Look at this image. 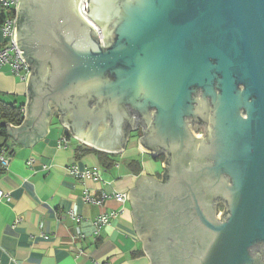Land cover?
<instances>
[{"label": "water", "instance_id": "obj_1", "mask_svg": "<svg viewBox=\"0 0 264 264\" xmlns=\"http://www.w3.org/2000/svg\"><path fill=\"white\" fill-rule=\"evenodd\" d=\"M78 2L19 0L28 99L21 124L0 125L31 146L56 110L120 152L140 124L138 146L165 155L161 179L142 170L125 198L150 264L142 225L158 264H264V0Z\"/></svg>", "mask_w": 264, "mask_h": 264}, {"label": "crops", "instance_id": "obj_2", "mask_svg": "<svg viewBox=\"0 0 264 264\" xmlns=\"http://www.w3.org/2000/svg\"><path fill=\"white\" fill-rule=\"evenodd\" d=\"M27 83L8 66L0 69V101L21 106L24 117ZM58 117L54 110L48 132L31 146L7 133L0 136V149L9 157L6 168L0 166V190L8 194L0 199V264H150L133 229L129 201H117L113 194L134 188L142 170L160 180L165 156L138 146L140 124L128 131L120 152L99 149L72 134L63 145L66 131ZM78 146L111 154L114 163L105 169L92 152L76 158ZM72 166L98 169L99 177H76ZM103 215L107 222L96 225Z\"/></svg>", "mask_w": 264, "mask_h": 264}, {"label": "built area", "instance_id": "obj_3", "mask_svg": "<svg viewBox=\"0 0 264 264\" xmlns=\"http://www.w3.org/2000/svg\"><path fill=\"white\" fill-rule=\"evenodd\" d=\"M84 0H79L78 9L81 15H84L85 12L82 10V2ZM19 0H0V33L2 37V43L0 44V69L4 66H8L10 72L17 76L19 79L28 82L29 74L31 68L24 62V57H21L20 50L17 46L16 39V15L18 9ZM63 125V124H62ZM66 132L71 134L69 129L63 125ZM67 138H62L63 145H67ZM9 161V157L6 155L3 148L0 149V166L2 168H6ZM31 159L28 163H31ZM71 172L74 176L80 177L82 179L94 178L97 179L99 177V170H90L84 169L79 170L78 167L72 166ZM7 193L0 190V199L6 198ZM117 201H124L126 198V194L123 192H116L113 194ZM106 196L105 194L103 195ZM89 202H97V200L93 198H86ZM222 208L219 207L218 211L220 212ZM223 212V209H222ZM107 222V216H100L95 220V224L100 226Z\"/></svg>", "mask_w": 264, "mask_h": 264}, {"label": "trees", "instance_id": "obj_4", "mask_svg": "<svg viewBox=\"0 0 264 264\" xmlns=\"http://www.w3.org/2000/svg\"><path fill=\"white\" fill-rule=\"evenodd\" d=\"M23 119L24 116L21 110V106H16L15 104L12 103L0 101V121H6L7 123H11L13 125H19L23 122ZM65 133H66L65 135L68 137L69 133L68 132ZM5 135H6V128L4 125H0V136L5 137ZM90 152L96 155L99 163L105 169H108L114 163V158L112 157L111 154L103 153L90 148H82L81 146L75 148L76 158L85 153H90ZM2 170L3 169H0V173L2 172ZM220 208L222 207L220 206Z\"/></svg>", "mask_w": 264, "mask_h": 264}, {"label": "flooded vegetation", "instance_id": "obj_5", "mask_svg": "<svg viewBox=\"0 0 264 264\" xmlns=\"http://www.w3.org/2000/svg\"><path fill=\"white\" fill-rule=\"evenodd\" d=\"M28 25V29H29V34L32 35V32H31V28H32V24H31V20H28V16H25L23 21L21 22L20 21V29H22L24 26ZM136 125V124H135ZM194 131L196 132V134H198L197 136H203V132H204V128L201 127V128H193ZM201 130L200 133H198L199 131ZM161 155H163V153H160ZM160 154H158V156H160ZM172 223L173 224H176V221L173 219L172 220ZM142 232L146 235V238H147V241H148V251L151 253L152 255V259H153V264H158V257L159 255L155 254V251H156V246H160L162 245L161 242L157 241L155 239V236L156 235H153L150 233V230L145 226V225H142ZM180 232H178L177 234L173 231L172 232V235L166 240V243L167 244H171L172 247L173 246H176L178 244V242H180V239L182 237V235L179 234ZM180 235V236H179ZM163 241V240H162ZM172 251H176V249H171Z\"/></svg>", "mask_w": 264, "mask_h": 264}, {"label": "rangeland", "instance_id": "obj_6", "mask_svg": "<svg viewBox=\"0 0 264 264\" xmlns=\"http://www.w3.org/2000/svg\"><path fill=\"white\" fill-rule=\"evenodd\" d=\"M200 132H201V130L198 133H200ZM160 156H162L164 158L165 155L164 154L163 155L160 154ZM220 212H222V209L220 210Z\"/></svg>", "mask_w": 264, "mask_h": 264}]
</instances>
